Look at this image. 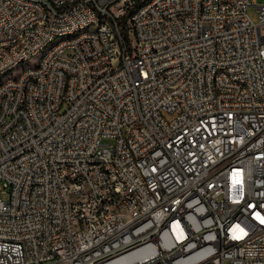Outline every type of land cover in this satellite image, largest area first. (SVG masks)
I'll return each instance as SVG.
<instances>
[{"label": "built area", "instance_id": "2783aa9c", "mask_svg": "<svg viewBox=\"0 0 264 264\" xmlns=\"http://www.w3.org/2000/svg\"><path fill=\"white\" fill-rule=\"evenodd\" d=\"M252 4L0 0V74L83 27L0 85V264H264Z\"/></svg>", "mask_w": 264, "mask_h": 264}, {"label": "bare ground", "instance_id": "6f19581e", "mask_svg": "<svg viewBox=\"0 0 264 264\" xmlns=\"http://www.w3.org/2000/svg\"><path fill=\"white\" fill-rule=\"evenodd\" d=\"M173 19H181V12H173ZM83 34V27H74L71 32L58 33L57 36H51L44 46L39 48L38 52H32L31 58H25V56H17L8 65L3 68V73L0 74V85H7L9 77L3 80V77L11 72L17 65L30 61L33 57L39 55L37 62H41L47 56H51L57 46L66 42H71L72 39L79 38ZM89 34H96V27H89ZM7 50H15V43H7ZM112 63H119V55H112ZM36 70V64L32 67H28L23 71ZM20 77V74L17 76ZM17 77H10V80H17ZM1 115V106H0ZM90 164H93L94 169H102V159L97 157H90ZM81 186L84 189H91V180L88 178H81ZM131 215V208H119V217H127Z\"/></svg>", "mask_w": 264, "mask_h": 264}, {"label": "rangeland", "instance_id": "374dc122", "mask_svg": "<svg viewBox=\"0 0 264 264\" xmlns=\"http://www.w3.org/2000/svg\"><path fill=\"white\" fill-rule=\"evenodd\" d=\"M255 4H252L249 6L248 8V15L250 16V18L252 19L253 22L257 23L258 22V8L257 5L260 3H263L264 0H254ZM41 56V53L35 57H33L30 61H26L23 62L19 65H17L11 72H9L8 74H6L3 77V80H5L7 77H17L20 74V69L21 71H23L24 69L28 68V67H32L36 64V62L38 61L39 57Z\"/></svg>", "mask_w": 264, "mask_h": 264}]
</instances>
